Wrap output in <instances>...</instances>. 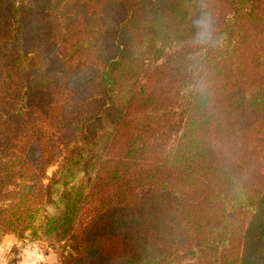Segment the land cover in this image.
<instances>
[{"label":"trees","instance_id":"16d2710c","mask_svg":"<svg viewBox=\"0 0 264 264\" xmlns=\"http://www.w3.org/2000/svg\"><path fill=\"white\" fill-rule=\"evenodd\" d=\"M0 234L60 264H264V0H0Z\"/></svg>","mask_w":264,"mask_h":264},{"label":"rangeland","instance_id":"374dc122","mask_svg":"<svg viewBox=\"0 0 264 264\" xmlns=\"http://www.w3.org/2000/svg\"><path fill=\"white\" fill-rule=\"evenodd\" d=\"M194 76L195 75H193V78ZM190 89L189 85L183 88L181 95L184 99ZM57 165L58 163L48 168L46 172L47 177H51L52 173L56 171ZM2 241H5V247H8L9 245V248H7L9 252L0 250V255L7 256V264H17L15 261H18L19 259L23 261L22 264H25V260H27L29 264H60L57 257V249H49L43 243L31 240L28 234L22 239L15 238L12 235L5 236L0 234V242ZM16 246L18 250L20 249V256L16 255L13 251ZM40 255H42L41 257H43L44 260L42 263L39 261L41 258Z\"/></svg>","mask_w":264,"mask_h":264},{"label":"clouds","instance_id":"9594fccd","mask_svg":"<svg viewBox=\"0 0 264 264\" xmlns=\"http://www.w3.org/2000/svg\"><path fill=\"white\" fill-rule=\"evenodd\" d=\"M190 25L191 31L186 41L190 48L205 51L218 44L215 17L209 10L202 7L199 12L194 13ZM0 264H7V256L0 255ZM25 264L29 262L25 260Z\"/></svg>","mask_w":264,"mask_h":264},{"label":"crops","instance_id":"0c3cea01","mask_svg":"<svg viewBox=\"0 0 264 264\" xmlns=\"http://www.w3.org/2000/svg\"><path fill=\"white\" fill-rule=\"evenodd\" d=\"M5 236H7V235H5ZM4 243H5V241L0 242V250L7 252V251H8V250H7L8 247H5V244H4ZM18 245H19V244H18ZM18 247H19V246H18ZM13 251H14V253H15L16 255H19V256L21 255V252H19L20 249L18 250V249H17V246L14 248ZM8 252H9V251H8ZM19 256H18V257H19ZM41 256H42V255H40V257H41ZM19 258H20V257H19ZM39 261L42 263V262L44 261V260H43V257H41ZM15 262H17V264H22V263H23V261H22L21 259H19L18 261H15Z\"/></svg>","mask_w":264,"mask_h":264}]
</instances>
